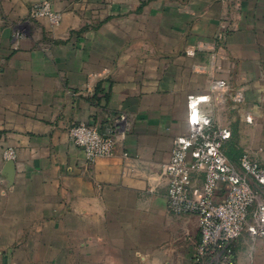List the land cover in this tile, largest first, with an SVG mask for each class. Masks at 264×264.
Here are the masks:
<instances>
[{
	"label": "crops",
	"instance_id": "crops-1",
	"mask_svg": "<svg viewBox=\"0 0 264 264\" xmlns=\"http://www.w3.org/2000/svg\"><path fill=\"white\" fill-rule=\"evenodd\" d=\"M44 1L0 0V264H192L198 220L168 212L162 168L190 96L232 162L264 165V0H49L56 22L31 17ZM76 123L117 126L114 155L89 164ZM235 255L264 264V239Z\"/></svg>",
	"mask_w": 264,
	"mask_h": 264
},
{
	"label": "built area",
	"instance_id": "built-area-1",
	"mask_svg": "<svg viewBox=\"0 0 264 264\" xmlns=\"http://www.w3.org/2000/svg\"><path fill=\"white\" fill-rule=\"evenodd\" d=\"M30 15L57 21L49 0L33 5ZM199 69L208 76L217 103L224 104L231 91L229 84L216 78L213 65ZM242 97V91L233 96L235 101ZM203 100L188 98L187 133L176 138L170 159L162 168L167 179V209L170 214L193 215L198 220L200 241L192 264H237L239 239L246 237L251 243L264 239V165L248 152L237 162L226 156L224 144L230 132L200 111ZM123 119L119 115L114 121ZM68 133L85 160L94 164L114 155L119 130L113 126L100 132L92 123H76Z\"/></svg>",
	"mask_w": 264,
	"mask_h": 264
},
{
	"label": "water",
	"instance_id": "water-1",
	"mask_svg": "<svg viewBox=\"0 0 264 264\" xmlns=\"http://www.w3.org/2000/svg\"><path fill=\"white\" fill-rule=\"evenodd\" d=\"M8 168H9V170H10L11 168L13 169V163H12V162H9V163H8ZM9 174L11 175L10 171H9Z\"/></svg>",
	"mask_w": 264,
	"mask_h": 264
}]
</instances>
